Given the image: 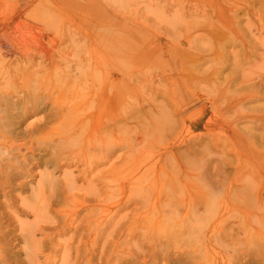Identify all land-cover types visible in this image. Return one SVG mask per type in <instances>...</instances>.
<instances>
[{"label": "rangeland", "instance_id": "374dc122", "mask_svg": "<svg viewBox=\"0 0 264 264\" xmlns=\"http://www.w3.org/2000/svg\"><path fill=\"white\" fill-rule=\"evenodd\" d=\"M218 17H219V19H221V21L218 20ZM222 17L225 19H223ZM50 18L51 19L52 18L57 19L56 20V23H57L56 29L57 30L56 31L53 30V31L48 33L47 31H45L44 23L46 24L47 20H49ZM234 18H235V20H233ZM247 18H248V20H247ZM226 19L227 20L229 19V20L227 21ZM239 19H240V21L238 22ZM39 20L41 21V23L39 22ZM211 20L214 21L213 24H211L212 23ZM230 20L233 22H231ZM252 20H254V21L252 22ZM262 20H264V0H42V1H40V0H0V28L4 34L2 37H3V39H6L5 33H8V36H9L8 40L6 39L5 41L7 43H13L15 45V47L19 50L21 55L28 59L29 63L27 64V66H25L26 68H22V69H25L26 71H30L32 69L29 67H31L33 65V62H40L44 59H45V61L48 60V61H46L48 64L53 62L56 58V56L53 55L54 52H56V55L58 56V59H59L60 56H62V54H63V56H65L70 52L75 53V54L78 53V55H81L82 53H80V52H82V50L85 49L83 51L84 52L83 55L87 56L88 53H91L92 55H91V57H88L89 58L87 61L88 63H86V66H85L86 70L83 71L84 75H81V76L85 77V79H83L82 81H91L92 76L95 77L96 74H98V72H99V66H98L99 59L97 57L98 54L95 50V46H96V43H101V40L103 39L101 37V35L114 36V35H118L119 33H123V32H124V34L126 32L131 34V32H132L133 36L135 34L136 35L138 34V36L140 35L139 38L135 35L137 37L136 40L133 37V38H129L128 40H126V42L124 41L125 42L124 43L125 46H123V49H124L123 53L125 54L124 58L126 57L125 59L127 60L128 59L127 56H129L128 61H130V58L135 57V59H133L130 63H128V66H131V67H128L127 64L123 63V66L124 65L127 66L125 68L127 70L126 71V82L129 80L128 81L129 83L128 82L127 83L129 84L130 89L132 88L131 86H133V85H131V84H133V82H135L134 84L137 83L139 85L138 86L136 84V86H138L137 88H139V89H136L135 91L133 90L134 87L132 88L134 93L131 94V98L133 100L137 101L134 106H136V104H137V106H139V107L145 106V105L147 107L148 102L151 101L152 99H156V101H157V99H159L160 101L158 100L156 102L155 112L153 113L156 116L152 115L155 118L151 117V116L149 118H146L145 116H142V112H141V116H140L141 120L138 119L139 115H140L138 113H140V112H137V114H135L136 112L134 113V110L136 108L133 106V104H134L133 101L132 102L130 100L128 101L129 104L133 103L132 106L130 108L129 107L128 108L129 109L132 108V111L134 113V117L132 116V113L129 109H128L129 111H127V106H126L125 110H126L127 114L123 115L122 121L120 122V123H122V125L120 123H117L118 127L121 126L119 129H121L122 127L124 128L125 132L123 134L127 133L125 135L121 134L122 136L119 135L118 140L120 141L122 139L125 142L121 143L118 140H117V142L115 141V143L112 142L113 143L112 145L115 144V147H116V145H118L117 147H119V151H118L119 154L122 153V155H124L125 157L126 156L128 157V158H126V160H124L125 162H127V163H125V165H127L126 166L127 168L125 167V170L120 169V172L121 171H124V172H121L122 174L121 173H119V174H121V175L124 174V176L120 175L118 177L119 174H117V176H116V173H115V175L113 173L112 176H114L113 177L114 180H113V178H112V182L110 180V182L112 183V184L110 183L111 184L110 187H112V185H113V187H116V186L120 185V183L121 184L125 183V185H127V187L125 186V188L123 189V191L121 193L118 192L116 195L114 194L115 197H114V195H112L110 197L111 200L109 199V202L108 201L106 202L107 204L105 202L101 203V206L104 207V209L107 208L108 214L110 215L112 212L110 211V213H109V210L115 209L114 206L110 205L113 202L112 199L116 200L117 199L116 197L119 198L121 196L128 197V195L130 196L132 194V193H128L130 191H132L134 193L133 190L135 189V187H134L135 184L132 183L134 181V179H135V181L138 180V183L146 182V179L148 180L147 182H149V179H151L150 177L153 178L150 180L152 182H153V180H155V181L157 180V184H155V181H154V184H152V182L148 183L151 185V189L154 188V190H156L154 197L156 198L157 201H154L153 197H151L152 199H150V198L148 199V201H150V200L154 201L153 203L156 205V206L154 205L155 207L153 210L154 218L157 217L155 219L156 228L152 229V227H150L151 225L149 224L150 225L149 226L150 228L148 227L149 230L146 231L147 228L145 225H144L145 231L138 230L137 226L142 222V220L145 219L146 215L141 216L143 218L140 217L139 224L137 226H134L136 223H134L132 216L130 215L131 211L133 212V210H134V205H129L130 206L129 207L127 204H124V208L126 210L124 209L121 212V215H124V213L127 214V221H129V218L131 217V219L129 221L130 224L127 223V221L125 220L127 225L129 224L131 227L129 225H128L129 227L128 226L126 227V223L124 225V222H123V225L125 226V228H124V226H122L123 229L121 228L122 231L124 232V236L127 235V238H130V239L126 240V237H124L125 241H127L126 244L124 243V244L120 245L121 249L118 248V250L121 251L120 255L122 257L125 256L123 259H125V262L127 264H132V261H133L132 259L136 258V256L140 258L141 262L139 264H142L144 261L153 262L152 257H150L149 255L156 252L155 250H158L160 247L158 246L159 248L156 247L152 251V250H150L149 245L150 246H151V244L155 245L157 241H158L157 244L161 243L160 245L167 244V245H163V246H165V248H167V246H168V249H165L167 252L164 250L163 251L164 253L173 254V255L178 254V253H184V252H185L184 253L185 255L187 254V252L194 253V254L197 253L196 254L197 257H199L202 261L207 262V259L210 260L213 257L214 259L217 258L216 259L217 262L220 261L219 264H226L225 262H228V264H236V259L238 257L241 258L243 256L242 252L243 253H246V252L252 253V250H253L254 251L252 253L253 255H255L257 253L260 254L261 251L264 253V251H263L264 250V242H263V240H264V226H263L264 225V223H263V221H264L263 220L264 219V206H260L261 207L260 208L256 204L250 203L246 198H244L242 200L241 204L238 202L237 203L238 206L236 208H232V205H231L232 202H234L233 200H235L234 198H236L235 193H234L235 190H233V189H235L236 186H239L241 184L240 182L243 179V177H245L244 180L249 179L252 175H253L252 177H259L257 183H255L257 187H255L256 189H254V190L257 191V189H258V191L259 190L261 191L263 189V191H264V180L262 179L263 176L262 175L261 176H254L257 173H261V174L264 173L263 170H262V172H260L262 169L261 167L264 165V161L263 162H256V165L260 164V166H261L260 167L259 165L258 166L254 165L255 162L248 159V156L250 155L251 152L254 151V148H256L255 151L259 147H260V150H264V149H261L262 147L264 148V146L260 145V142L258 143V142L254 141L255 139L258 141V139L254 138V136L252 135L253 132H250V136H252L254 139L249 137L248 129L246 130V128H245V131H244L243 129H239L238 127H236L237 128L236 129L234 127V125L232 126V124H233L232 120L230 123L231 125L227 124L226 126L221 124L223 121L220 122V120L229 119V117H230V119H233L236 116V114H239L240 112H238V111H240V109H242V108H240V105L242 103L245 105L250 104L252 106V109L264 108V100L256 101V99L253 95L254 93L252 94V92H253L252 87L249 86L251 81H253L255 79L259 80V78L261 76L260 74H262V72L264 74V68H263L264 66L262 64L263 62L257 63L255 61H253V59L255 60V57L254 58L251 57V56H253V54H252L253 47L256 46V48H258L257 46L259 45V43L261 45H262V43H264V37H263L264 36V21H262ZM58 21H60V22H58ZM226 21H227V23H226ZM61 22L63 25L65 24V26H63L61 24ZM253 23H255V26H253V29H252L251 26ZM111 25H112V28H111ZM58 26H59V28H58ZM106 26H108V27H106ZM249 31L250 32L253 31L256 34H253L250 36ZM58 34H60V37ZM47 35H52V37L54 35L53 38L56 39V42L53 43L50 40H48L49 37ZM91 35H92V37H91ZM245 35L247 36V40H246ZM255 35H258L262 38H259L258 36H255ZM166 36L169 38H167ZM238 36L241 37L242 40ZM74 38L77 39V41H74L73 40ZM234 38L241 40V42H239V43L241 45L243 44L242 46L246 50H244V49L242 50L241 45L239 47H236V48L233 47V42H230V41H234L233 40ZM249 38L251 41H248ZM255 40H257V42H255ZM259 40H261L262 42H259ZM5 41H2L4 43L3 44L4 46L6 45ZM158 41H160L161 45L158 46L159 48L158 47L155 48V44H157ZM79 45H81V46H79ZM152 45H154V46H152ZM170 45H172V47ZM179 45L181 48H182L181 45L184 46V48L186 49L185 54L180 50L178 51L177 46L179 47ZM247 45H249V46H247ZM153 47L155 49H153ZM251 48H252V50H251ZM261 48H263V47H261ZM247 49H249V50H247ZM176 51L180 52L181 54L179 55V53H177ZM249 51H250V53H249ZM183 55H185V56H183ZM244 55H246V56H244ZM247 55H249V56L251 55L249 57L251 62H249ZM184 57H187V58L183 59L184 61H182L181 59ZM224 59H226V62H224ZM126 60L123 62H126ZM175 60H177V61H175ZM205 61L208 62V63H206L207 67L208 66H210V67H208V68L205 67L207 70L204 73H202L203 75L195 74V72H194V71H196L195 69H197L198 66L201 67L202 63H204ZM83 63H85V62H83ZM131 63L133 65H131ZM183 65H184V67H183ZM132 66H134V69L132 68ZM261 68H263V70ZM129 69L130 70L133 69V72L130 71ZM191 69H194V70L192 71ZM260 70H262V71H260ZM181 75L183 76L182 78H180ZM81 76H78L77 79L78 80L81 79L82 78ZM240 77L244 78V82H243L244 87H243V90H241L242 94L237 93L238 86H239L238 82L241 80ZM21 81H22V79L17 77V84L20 85ZM57 81H58V79L54 78L52 82L57 84ZM23 82H24V80H23ZM130 82H132V83H130ZM49 84H51V81H49L47 83L46 89L51 86ZM240 84H242V82ZM136 86H135V88H136ZM254 90H256V89H254ZM137 93H138V95H137ZM134 94H136V95H134ZM249 95H251V96H249ZM248 96H249V102H247V101L245 102V100H248ZM251 97L253 99H251ZM235 103H236V105H235ZM129 104H128V106H129ZM181 105H182V107L191 105V107L189 108L188 111H195L196 109H199V107L201 110H199L196 113H193L192 114V116L194 115L193 117L190 116L188 119H186L185 121L187 124L185 123V121L182 122V124H181V122L178 120V116H179L178 110H180V109H177V107L178 106L181 107ZM234 106L236 109L234 108ZM237 106H238V108H237ZM228 107H230L229 110H231L232 112L227 110ZM250 109H249L250 112L248 110H246L247 111L246 112V118L247 119L245 121H248V119H249V122H246V124L249 123V125L253 126V129H254L255 128L254 126L257 127V124L260 125L257 122H260L261 124L264 123V111H263V109H262V111L260 110L261 112H258L259 110L258 111H254V110L252 111ZM223 110H224V112H223ZM174 113H175V115H174ZM221 113H223V114H221ZM225 113H227V114H225ZM228 113H230V114H228ZM226 115L229 117H227ZM126 117L127 118L129 117V118L127 119ZM143 117H144V119H142ZM175 117H177V119H175ZM218 119H219V121H218ZM253 119H254V124H253V122H250V120L253 121ZM150 120L152 121L151 123L154 126L152 124H150V122H148ZM142 121H144V125L147 124L146 127H149V126L151 127L152 130L149 128L151 130V133L154 130V134L150 135L149 134L150 132L149 133L147 132V128H145V126L142 125L143 124ZM140 122L142 124H140ZM54 123H56V127H57L58 123L57 122H54ZM133 123L136 127L133 125ZM123 124L126 125L125 127L127 129H129V127L131 125L130 129L126 130V128L123 126ZM216 125H218V126L215 127ZM54 126L55 125L53 124L52 125L53 130L50 129L51 131H49L48 134L45 135V137L48 138L50 136L49 134L57 132V131H55L56 129L54 130ZM251 126H249V127H251ZM154 127H155V129H154ZM211 127L213 128V130L211 129ZM131 128L132 129L134 128L135 131L132 130ZM138 128L140 131H142V136H143V131L145 132L144 136L143 137L140 136V137L142 139L144 138L146 141L140 142L139 140H141V138H139L136 141L138 144L134 148V147L130 146L131 142H132V141H130V136H131V138L133 136H135L136 132L139 131ZM144 129H146V130H144ZM238 130L242 133H239ZM130 131H131V133L132 132L133 133L130 134ZM212 131H213V133H212ZM236 131L238 134L235 133ZM252 131H254V130H252ZM243 133L244 134L246 133V134L244 135ZM147 134H149L150 136H148ZM176 134H177L178 138H177ZM205 134L208 135L204 138L205 142H208L206 144H208L210 146H207L205 144V145H203V146L201 145L199 147L200 150H199V148H197V150H188V148L186 147L187 145L185 144V141L189 137L193 136L190 139H193V138L200 136V135L204 137ZM247 134H248V136H247ZM146 135L149 137V142L147 140ZM154 135H155V138H154ZM151 137L153 139H156V141L152 140L154 142L153 146L155 145L154 147H151V145H152L151 144L152 142L150 141L152 139ZM246 137L253 139L252 141H254L255 144L256 143H258V144L255 145V144H253L254 142H251V145H253V146L250 147L251 145L249 143V140H251V139L248 138L249 139L248 140ZM229 138L233 139V140H230ZM240 138L243 139L242 142H244L245 144L247 142L248 143L247 145L249 147L247 145L244 146V144H242V147H241L240 143H242V142L240 141ZM127 140L130 141V143H126V142H128ZM161 140H163V141H161ZM223 141H225V142L227 141V142L225 143ZM218 142H220L221 144ZM238 142H239V145H238ZM120 143L122 145L125 143V145H127V147H126L127 149H125V147L122 146ZM139 143L143 144V145H140L141 148L139 147V149H141V152H145V153H141L139 151V149H138V151L135 150L136 148H138L137 146H139ZM148 145H149V147H148ZM165 145H167V147ZM217 145H219L220 148H218ZM254 145L257 147L259 145L260 146L257 148ZM145 146L148 147V149ZM204 146L205 147L207 146V147L205 148ZM214 146H216L217 149H215L216 147H214ZM221 146H222V148H224V149H222L224 151L221 150ZM120 147H123L122 149H124L126 151L122 150ZM156 147H157V149L155 150ZM172 147H174L173 149L176 151H174L172 149ZM182 147L184 148L185 151H182V149H183ZM128 148H129V150H128ZM151 148H153V149H151ZM163 148L165 150H163ZM202 148L205 150H203ZM248 148H250V151L248 150ZM150 149H151L152 154L154 156L150 153ZM169 149H171L172 151H170ZM246 149L249 151V153L246 152L247 151ZM121 150H122V152H121ZM130 150L132 152L129 153ZM148 150H149V154L151 155V158L147 157V159H149V158L150 159H149V161L147 160L148 162L145 164L144 161H146L145 160L146 158H144L143 154L146 156L148 153L147 152ZM154 151L155 152L157 151L156 154L154 153ZM179 151L184 152L183 155ZM213 151H215V152H213ZM218 151L219 152L221 151V153H219ZM139 152H140V154H137ZM187 152H188V154L190 153L189 157H188ZM237 152L240 154H238ZM131 153H132V155L134 153L137 154V156H136V154L133 155V156H136L135 157L136 160L133 157L134 161H132ZM222 153H223V155H222ZM173 154H175V155H173ZM234 154L236 156H234ZM130 155H131V158H130ZM224 155H225V157H228V155H229V157H232V158H237L238 156H242V155H243L242 157H246V159H245L246 164L243 163L244 165L241 167V168H243V172L244 171L245 172L244 173L241 172L242 169L238 166V168L236 167L237 170L235 167H234L235 169L234 168L230 169L231 171L229 172V174L227 176H223L220 174L218 175V173H217L218 176H216L215 174L213 175L214 171H216V170H214V167L213 168H211V167L216 166L217 164L219 165L218 167H220L223 162L221 161V158H219L218 156H222V158H223ZM177 156L179 158H177ZM185 156H187V157H185ZM173 157L176 158L177 163ZM138 158L139 159L144 158L143 159L144 161H141V162L137 161ZM154 160L155 161L158 160V161L155 163ZM219 160L222 163H219L220 162ZM121 161H123V158ZM131 161H132V164L130 163ZM152 161L154 162V165H152V163H153ZM142 162L144 163L143 165H142ZM214 162H215V164H214ZM135 163H136V165H135ZM129 164H130V166H128ZM201 164L205 165L207 167L212 165V166H210V168L212 170H210L209 168L206 169L205 166H203V169H202L201 168L202 166H200ZM132 165H135V166H133L135 173H133L130 170V168H132L131 167ZM150 166H155V168L150 167ZM128 167H129V169H128ZM145 167L146 168L148 167L147 169H149V171ZM176 167H178L180 169L177 168L175 170ZM189 167L193 168V169H189ZM144 168H145V170H144ZM253 169H255V170H253ZM179 171H181V173H178ZM257 171H259V172H257ZM126 172H127V174L133 173V175L132 176L129 175V178H128V176L125 175ZM139 173H141V174L143 173V175L147 174V176L143 177V175H140ZM148 174L149 175L152 174L153 176L152 175L149 176ZM247 175H249L250 177H247ZM125 176H127V179L125 178ZM141 176L143 177L144 180H141L142 179ZM130 177L132 178V180ZM135 177H137V178H135ZM210 177H211V179H209ZM122 178H125V179L123 180ZM212 178H213V180L214 179L215 180L213 181ZM116 179L117 180L119 179V180L117 181ZM203 179H204V181H203ZM122 180L124 181V183L122 182ZM126 180H127L128 184H127ZM205 180H206V182H205ZM254 181H256V179ZM147 182H146V184H147ZM173 183H174V185H173ZM207 184H209V185H207ZM131 185L133 187H131ZM136 185H137V181H136ZM258 186H260L261 189ZM201 187H204V189ZM170 188L175 190L174 192L173 191L172 192L175 193L176 196H175V194L173 195V193L171 195V189ZM231 188H233V189H231ZM195 190H197V191H195ZM199 190H201V191H199ZM263 191H261V192H263ZM17 194L18 193L15 192V195H17ZM201 194L204 195L203 199H200L203 197V195H201ZM104 196L105 195H103V197ZM174 196H175V199H174ZM230 198L233 200H231ZM181 200H182V202H181ZM194 200H195L196 204L194 203ZM200 200H201L202 205H204L205 204L204 202L207 201L206 202L207 203L206 208H207V205H209L208 210H206L205 207L202 206L200 204V202H198ZM194 204L197 207V211H198V207L201 208V209L199 208V211H198L199 214L202 215L205 211L204 218L202 216H200V217H202V219L207 218L205 223L203 221H201V219L198 220L200 217H199V215H197L198 214L197 211H195L196 208L194 209V207H195ZM225 204H226V206H225ZM64 207H66V205ZM215 207H217V210L219 209L218 213L216 210L212 209ZM61 209H62V206H61ZM193 209H194V214L196 213L195 215H192L193 213L191 210H193ZM211 209L213 211H215V215L212 213ZM225 209H227V211H226L227 214L224 211ZM228 209L229 210L232 209V210H230L231 213H229ZM127 210H129L128 213H127ZM209 210L211 211V213ZM190 211H191V213H190ZM202 211H203V213H202ZM207 211H209L210 214H213L212 216H215V217L211 216L212 218H216V219H214V220H212V218L208 219V217H210V215H208ZM144 213L147 214V212H144ZM144 213H143V215H144ZM187 215H188V217H187ZM196 215L199 218H197ZM216 215L219 217L221 216L220 219ZM227 216L229 219H227ZM195 218H197L198 224H197V222H195V221H197V220H194ZM224 218L226 221L228 220L229 223H228V221L227 222L223 221ZM187 219L189 222L187 221ZM190 219H191V221H190ZM260 219L263 221H261ZM208 220L211 222L212 221H214V222H212V224L210 222L207 223ZM221 220L223 222H226L227 225L224 224ZM161 222H162V224H161ZM169 222H172V223L174 222V223L171 225V223H169ZM183 222L185 225L188 223V228L186 227L187 225L184 226ZM190 222H191V224H190ZM142 223H144V222H142ZM166 223L170 224V225L167 226ZM236 223H237L236 226L237 227L239 226V228L236 227L235 229L236 230L238 229V231H240L242 233L239 235L238 233H240V232L237 231V235H239L240 237L236 235V238H238V240H240V242L239 241L237 242V239H236L234 242L235 244H233V246L226 245L227 247L224 245H223V247H221L222 246L221 244H217L214 242L217 239L216 238L217 236L219 237L220 234L223 235L226 232V230L230 227V225L235 226ZM177 224L178 225L180 224L179 225L180 227H176V226H178ZM245 224H247V225L245 226ZM160 225H162V227H161L162 230L158 229V228H160ZM192 225H196L197 226L196 228L199 229L198 230L195 228L194 235L190 236V234L188 232H185V233L189 234V236H185L188 234H185L184 231H181V232L179 231V230L189 229ZM209 225L212 227L213 230L209 227ZM204 226L205 227L207 226L210 229L207 228L208 230H206V228ZM247 226L249 227L250 230L249 229L247 230L245 228ZM128 228L129 229L131 228L130 230L133 232H134V228H136L138 230V236L140 237L139 242L141 245H143L144 249L142 248L140 250L137 245L130 242L133 240L131 238V235H129V234H132L133 232H131ZM171 228L172 229L175 228L177 230L173 229V231L175 230L173 232ZM215 228H216L217 232H216ZM241 228H244L245 231H243V229H241ZM137 230H135V231H137ZM127 231H129V232H127ZM154 231H156V233ZM158 231L160 234H157ZM161 231L164 232L163 234L166 235L168 239H166V236H163V234H161ZM176 231L178 232V234L176 233ZM218 231H219V233H218ZM126 232H127V234H126ZM142 232H146V233L142 234ZM170 232H171V234H170ZM199 232H201V233H199ZM205 232H206V234H205ZM220 232H222V233H220ZM246 232H249V234L248 235L245 234ZM147 233L149 235H147ZM151 233L155 234V236ZM197 233H198V236L196 235ZM214 233L216 236L214 235ZM183 234H185V235H183ZM200 234H202V235H200ZM150 235H153V236L149 240L148 237H150ZM159 235L162 236V238H165V240L160 238ZM195 235H196V237H195L196 239L193 237ZM178 236H181V238H179ZM67 237L68 236L62 237L61 239L57 238V240L59 239L60 241H63V240H66ZM142 237H144V238L147 237V239H144ZM153 238H154L155 243L153 242ZM190 238L191 239L193 238V241ZM212 238H213V240H212ZM142 239H144L145 241L144 240L142 241ZM174 239H176V240H174ZM187 239L188 240L190 239L191 243H189V241L187 243V241H186ZM250 239H251V241H250ZM128 240L130 243L128 242ZM194 240L196 242H194ZM261 240L263 243L259 244V242H261ZM148 241L150 242V244ZM151 241H152V243H151ZM166 241H167V243H166ZM169 241L171 243L170 244L171 246L168 245ZM184 241L188 245H186V243ZM210 241L211 242L213 241L211 243V245L207 244L208 248L207 249L203 248L204 244H206L207 242L209 243ZM176 242H177L178 246L176 245ZM203 242H204V244H203ZM131 243L133 246H130ZM178 243L179 244L181 243L183 246L179 245ZM201 244H203V245H201ZM214 244H217V245H214ZM254 244H255V246H254ZM83 245L84 244H82V246ZM173 245H175V246H173ZM192 245H194V246H192ZM256 245H257V247H256ZM180 246H182V248ZM240 246H241L243 251L241 250ZM209 247H210V249H209ZM258 247L260 249H258ZM128 248L130 250H127ZM212 248H214L215 250L213 249V251H211ZM84 249L82 251H84ZM134 249H135V251H134ZM170 249H171V251H170ZM172 249H173V251H172ZM183 249H185V250L182 251ZM255 249H258L259 251L255 250ZM113 250H114V248H112L111 252ZM137 250L140 252L142 251V256L140 255V252H137ZM240 250H241V252H239ZM148 251H150V253ZM129 252H130V255H132V254L133 255L130 256ZM205 252H207L208 254H206ZM209 253H211V254H209ZM111 254H113V253H111ZM125 254H127V255H125ZM219 254H221V255H219ZM128 255H129V257H128ZM229 255H231V256H229ZM113 256H115V255L113 254ZM201 256H202V258H201ZM22 257H23V255L21 254V258ZM142 257H143V260H142ZM255 257H256V255H255ZM130 259H131V261H130ZM186 259H187V257H186ZM245 260H246L245 264H249L250 261H251L250 264H256L259 262L258 260H260L259 264H261V263L264 264V261L261 259H258V258L257 259L255 258L254 261L249 260V259L248 260L245 259ZM128 261H130V263ZM79 262H80V260H79ZM113 262H115V261H112L111 264H114ZM161 263L166 264L167 262L166 261L159 262V264H161ZM94 264H103V263L101 262V260L96 259L94 261ZM134 264H136V263H134ZM238 264H241V263H238Z\"/></svg>", "mask_w": 264, "mask_h": 264}, {"label": "bare ground", "instance_id": "6f19581e", "mask_svg": "<svg viewBox=\"0 0 264 264\" xmlns=\"http://www.w3.org/2000/svg\"><path fill=\"white\" fill-rule=\"evenodd\" d=\"M40 1H42V0H40ZM223 19H225V18H223ZM56 20L57 19H54V18H52V19L50 18L49 20H47L46 24L44 23L45 31H47L48 33L53 31V30L56 31L57 30L56 29L57 28ZM218 20L221 21V19H219V17H218ZM233 20H235V18ZM247 20H248V18H247ZM211 21H212L211 24H213L214 21L213 20H211ZM227 21H226V23H227ZM239 21H240V19L238 20V22ZM253 21L254 20H252V22ZM262 21H264V20H262ZM39 22L41 23L40 20H39ZM58 22H60V21H58ZM231 22H233V21H231ZM61 24H62V22H61ZM63 26H65V24ZM253 26H255V23L252 24V26H251L252 29H253ZM106 27H108V26H106ZM58 28H59V26H58ZM111 28H112V25H111ZM252 32H250V36L253 34H256V33H254V32L252 33ZM5 34H6L5 35L6 39L8 40V37H9L8 33H5ZM3 35H4L3 31H1V28H0V264H84V263L85 264H94V261L96 259L101 260V262L103 264H111L112 261H115V262H113L114 264H127L125 262V259H123L125 256L122 257L120 255L121 251L118 250V248L121 249L120 245H122L124 243L126 244V242H127V241H125L124 237H126V240L130 239V238H127V235L124 236V232L122 231V229H123L122 226L125 225V223H126L125 220L127 221V214L124 213V215H121V212L125 209L124 204H127L128 206L134 205V210H133V212L131 211V213H130L134 223H136L135 225L134 224L133 225L137 226L140 222V217L146 215L145 219L142 220V222H144V223L141 222L137 226L138 230L145 231V226L147 228L146 231L149 230L150 227H152V229L156 228L155 219L157 217L154 218V215H153V210H154V207L156 206L153 202L157 201L156 198L154 197L156 190H154V188L151 189V185L148 184L149 182H152L150 180L153 178L152 177H150L151 179L148 178L152 174L151 175H149L150 173L148 174L149 176L147 178L149 179V182H147L148 180L146 179L147 184H146V182L138 183V180H136L137 181V185H136L135 179L133 182L131 181L133 184H135V186H134L135 189L133 188L134 193L129 190L130 192H128V193H132L130 196L129 195H128V197L121 196L119 198L116 197L117 198L116 200L112 199L113 202L110 205L114 206L115 209L109 210V213H110V211L112 212L110 215L108 214L107 208L104 209V207L101 206V203H104V202L106 203L107 201L109 202V199L111 200L110 197L112 195H114V194L116 195L118 192L121 193L123 191V189L125 188V186L127 187V185H125L123 180L125 178L127 179V176L129 178V175L132 176L133 173H135L133 166H135L137 162L135 163V165L131 166L132 168H130V170L133 173L127 174V172H126L125 175H127V176H125V178H122L123 179L122 182L124 184L120 183V185H118L116 187H113V185H112V187H110V185L112 184L111 183L112 178L114 177V176H112L113 173H114V175L116 173V176H117V174L124 172V171L120 172V169L125 170V167L127 166V165H125V163H127V162H125L124 160H126V158H128V157L127 156L125 157L124 155H122V153L119 154V152H118L119 147H117L118 145H116V147H115V144L112 145L113 143H115V141L117 142L119 135L122 136V135L127 134V133L123 134L125 132L123 127L121 128L122 129L121 130V129H119L121 126H119V127L117 126L118 125L117 123H120L122 121L123 115L127 114L125 107L127 106V111H129V110L131 111L133 117H134L135 112H136L135 114H137V112H140V113H138V114H140L138 119L141 120V118H140L141 112H142V116H145L146 118H149L150 116L154 117L152 115H155L153 113L155 112L156 102L159 100V99H157V101H156V99H152L151 101L148 102L147 107H146V105L139 107V106H137V104H136V106H134L137 101H135L131 98V94L134 93V91L136 89H139V88H137L139 85L136 83L138 85V86H136V84H134L135 82H133V84H131L133 86H131V87L135 88V86H136L135 89L133 88V90H134L133 91L132 88L131 89L129 88V84H128L129 80L127 81L128 83L126 82V71L127 70L125 68L128 66V63H130L133 59H135V57L130 58V61H128L129 56H127L128 59L126 60L125 59L126 57L124 58L125 54L123 53L124 52L123 46H125L124 43L129 38L134 37L136 40V38L137 37L139 38L140 35L138 36V34L137 35L135 34L137 37L135 35L133 36L132 32H131V34L128 32H126L124 34V32H123V33H119L118 35H114V36L101 35V37L103 38L101 40V43H96V46H95V50L98 54L97 57H98L99 62H100V63L98 62L99 72H98V74H96L95 77L92 76L91 81H82L83 79H85V77L81 76V75H84L83 71L86 70L85 66H86V63H88L87 62L89 59L88 57H91V55H92L91 53H88L87 56L83 55L84 54L83 51L85 49L84 50L81 49L82 50V52H80V53H82L81 55H78V53L75 54V53L70 52L65 56H63V54H62L63 57L60 56L59 59H58V56L56 55V52H54L53 55H55L56 58L53 62L48 64L46 62L48 60L45 61V59L40 61V62H33V65L31 67H29L32 69L30 71H26L25 69H22V68H26L25 66H27V64L29 63L28 59L21 55V53L19 52V50L15 47V45L13 43H7L5 41L6 39H3V37H2ZM58 35L60 37V34H58ZM258 35H255V36H258ZM47 36L49 37L48 40H50L53 43L56 42V39L53 38L54 35H53V37H52V35H47ZM91 37H92V35H91ZM258 37L262 38L260 36H258ZM167 38H169V37H167ZM239 38L242 40L241 37H239ZM73 40L77 41V39H75V38ZM233 40L234 41H230V42H233V47L236 48V47H239L241 45L239 43V42H241V40H238L235 38ZM246 40H247V36H246ZM257 40H255V42H257ZM2 41H5V44H6L5 46L3 45L4 43ZM248 41H251L250 38L248 39ZM259 42H262V41L259 40ZM160 45H161V43H160V41H158L157 44H155V48H157ZM259 45L257 46L258 48H256V46L255 47L252 46L253 50H252V48H251V50H252L253 56H251V55L250 56L253 58L255 57V60L253 59V61H255L257 63L263 62L262 64L264 66V43H262V45L259 43ZM79 46H81V45H79ZM152 46H154V45H152ZM170 46L172 47V45H170ZM181 46L183 49L180 47V45H179V47L177 46V49H178V51L180 50L185 54L186 49L184 48L183 45H181ZM247 46H249V45H247ZM261 47H263V48H261ZM155 48L153 47V49H155ZM243 49L244 48L242 46V50ZM244 50H246V49H244ZM247 50H249V49H247ZM178 51H176V52L179 53V55H180L181 53ZM249 53H250V51H249ZM183 56H185V55H183ZM244 56H246V55H244ZM247 56L249 59L250 56L249 55H247ZM186 58L187 57H184L181 60L184 61L183 59H186ZM124 59L126 60V62H123V61H125ZM175 61H177V60H175ZM83 62H85V63H83ZM224 62H226V59H224ZM249 62H251L250 59H249ZM123 63L127 64V66L126 65L123 66ZM206 63H208V62L205 61L204 63H202L201 67L196 66L197 69H195L196 71H194L195 74L203 75L202 73H204L207 70L206 68L210 67V66L207 67ZM131 65H133V64L131 63ZM128 67H131V66H128ZM183 67H184V65H183ZM132 68L134 69V66H132ZM263 68H261V69L263 70ZM133 69L132 70L129 69V70L133 72ZM191 70L193 71L194 69H191ZM262 70H260V71H262ZM262 74H263V72H262ZM262 74H260L261 76H260L259 80L255 79V80L251 81L250 85H249L250 87H252V90H253L252 94L254 93L253 95H254L256 101L264 100V74L263 75ZM78 76H81L82 78L78 80L77 79ZM17 77L22 79L21 83L19 82L20 85L17 84ZM182 77L183 76L181 75L180 78H182ZM54 78L58 79L57 84L52 82ZM240 79L241 80L238 82L239 83L238 90H237L238 94H242L241 90H243V87H244V85H243L244 78L240 77ZM23 80H24V82H23ZM49 81H51V84H49L51 86L46 89V85ZM241 82H242V84H240ZM130 83H132V82H130ZM254 89H256V90H254ZM134 95H136V94H134ZM137 95H138V93H137ZM249 96H251V95H249ZM249 96H248V100H245V102L246 101L249 102ZM251 99H253V98L251 97ZM129 100L131 102L133 101L134 104L133 103L132 104L137 109V110L135 109L136 111L134 110V113L132 111V108L129 109L132 106V104H129V102H128ZM127 103L129 104V106ZM235 105H236V103H235ZM249 105H245L242 103L240 105V108H242V109H240V111H238V112H240L239 114H236V116L234 115L235 117L233 116L234 117L233 119H230V117L226 115L227 117H229V119L223 118L224 120H220V122L223 121L221 124L226 126L227 124H230L231 120H232V122H233L232 126L234 125L235 128L238 127L239 129H243L244 131H245V128H246V130L248 129L249 137H251V138H253V137L250 136V132H253L252 135L254 136V138L258 139V141L256 139L254 141L258 142V143L260 142V145L264 146V125H263L264 123L261 124L260 122H257L260 125L257 124V127L254 126L255 128L253 129V126L249 125V123L246 124V122H249V119H248V121H245L247 119L246 118V112H247L246 110L249 111V109L251 108L250 110H252V111L253 110L254 111L259 110L258 112H261L262 109L264 111V108L252 109V106L250 105L251 106L250 107ZM179 106L177 107V109H180V110H178L179 111L178 120L181 122V124L186 119H188L190 116H192L193 113H196L199 110H201L199 107V109H196L195 111H188L189 108L191 107V105H188L185 107L184 106L182 107V105H181V107H179ZM229 108L230 107H228L227 110H229ZM234 108H235V106H234ZM237 108H238V106H237ZM229 111H231V110H229ZM223 112H224V110H223ZM175 113H174V115H175ZM230 113H228V114H230ZM221 114H223V113H221ZM225 114H227V113H225ZM142 119H144V117ZM175 119H177V117H175ZM251 120H250V122H253V124H254V119H253V121H251ZM218 121H219V119H218ZM54 122L58 123L57 127H56V123H54ZM142 122H143V124L141 122H140V124L144 125V121H142ZM148 122H150V124H152L151 120ZM185 123H186V121H185ZM53 124L55 125L54 130L56 129L55 131H57V132L49 134L50 136L48 138L45 137V135L48 134L49 131L53 130V128H52ZM120 124L122 125V123H120ZM133 125H134V123H133ZM123 126L125 127L126 125L123 124ZM144 126H145V128H147V132L148 133L150 132L149 133L150 135L154 134V130L151 133L152 129L150 126L146 127L147 124ZM217 126L218 125H216L215 127H217ZM249 126H251L252 128ZM130 127H131V125H130ZM130 127H129V129H130ZM129 129L126 128V130H129ZM154 129H155V127H154ZM211 129L213 130L212 127H211ZM132 130H134V128ZM138 130H139V128H138ZM144 130H146V129H144ZM252 130H254V131H252ZM131 131H130V134L133 133V132L131 133ZM238 132L242 133L239 130H238ZM144 133L145 132L143 131V136H144ZM212 133H213V131H212ZM235 133H237V131ZM149 134H147V135L150 136ZM140 136L143 137L142 131H140V130L138 132H136L135 136H133L132 138L130 136V141H132L131 145H130L131 147H134V148L136 147V145L138 144L136 141L139 138H141ZM148 136H147V140L149 142ZM176 136H177V134H176ZM206 136H208V135L205 134L204 137L201 135L197 136V137L194 136L195 138H193V139H190L193 136L189 137L185 141V144L187 145L186 147L188 148V150H197V148H199L201 145L203 146L206 143H208V142H205V139H204ZM247 136H248V134H247ZM249 137H246V138L248 139ZM154 138H155V135H154ZM177 138H178V136H177ZM251 138H249V139H251ZM143 139L141 138V140H139V141L145 142L146 140L145 139L143 140ZM253 139L249 140L250 145H251V142H254V141H252ZM152 140L156 141V139L152 138L150 140L152 142L151 143L152 145L150 144L151 147H154L155 145L153 146L154 142ZM230 140H233V139H230ZM242 140L243 139L240 138L241 142H242ZM130 141H128L126 143H130ZM161 141H163V140H161ZM119 142L123 143L125 141H123L121 139ZM223 142H225V141H223ZM255 142L253 144H255ZM218 143H220V142H218ZM258 143H256V144H258ZM242 144H244V146H246L248 143L247 142H246V144L244 142L240 143L241 147H242ZM140 145H143V144L139 143V146H137L138 148H136L135 150L138 151ZM206 145L210 146L208 144H206ZM238 145H239V142H238ZM122 146H124L125 149H127L126 148L127 145H125V143ZM165 146L167 147V145H165ZM222 146H221V150L224 149V148H222ZM252 146L253 145H251L250 147H252ZM148 147H149V145H148ZM148 147H146V148L148 149ZM214 147H216V146H214ZM217 147L220 148L219 145H217ZM217 147L215 149H217ZM255 147H257V146H255ZM120 148L122 149L123 147H120ZM164 148H163V150H165ZM173 148L174 147H172V149ZM151 149H153V148H151ZM151 149H150V153L152 154ZM156 149H157V147L155 148V150ZM255 149L256 148H254V151L251 152L250 155L248 156V159L255 162L254 165H256V162H263L264 161V150H260V147L256 151H255ZM261 149H264V148L262 147ZM122 150H124V149H122ZM122 150H121V152H122ZM128 150H129V148H128ZM169 150L172 151L171 149H169ZM199 150H200V148H199ZM203 150H205V149H203ZM248 150L250 151V148H248ZM248 150L246 152L249 153ZM124 151H126V150H124ZM139 151L141 152V149H139ZM174 151H176V150H174ZM182 151H185L184 148L182 149ZM182 151H179V152H181L183 155L184 152H182ZM222 151H224V150H222ZM130 152H132V151L130 150L129 153ZM140 152L137 154H140ZM147 152L148 153L146 156L143 154L144 158H146L145 159L146 161L143 160L144 158L139 159L140 157L138 158L137 161H140V162L144 161V163L146 164L149 161V159L151 158V155L149 154V150ZM156 152L154 151L155 154H156ZM213 152H215V151H213ZM141 153H145V152H141ZM219 153H221V151ZM134 154H136V153H134ZM137 154H136V156H137ZM187 154H188V152H187ZM238 154H240V153H238ZM131 155H132V153H131ZM131 155H130V158H131ZM133 155H132V161H134V158L136 157ZM173 155H175V154H173ZM189 155H190V153L188 154V157H189ZM222 155H223V153H222ZM234 156H236V155L234 154ZM242 156H238L237 158L229 157V155H228V157H225V155H224L223 158H222V156H218L219 158H221V161L223 163L219 160L220 161L219 163H222V165L220 164L221 165L220 167H218L219 166L218 164L216 166L210 165V166H212L211 168L214 167V170H216V171H214L213 175L215 174L216 176H218L220 174L223 176H227L229 174V172L231 171L230 169H233L234 167L238 168V166L241 168L244 165L243 163L246 162V160H245L246 157H242ZM147 157H150V158L147 159ZM185 157H187V156H185ZM122 158H123V161H121ZM173 158L176 161V158L175 157H173ZM177 158H179V157L177 156ZM135 160H136V158H135ZM132 161L130 162L131 164H132ZM157 161L158 160H156L155 163ZM144 163L142 162V165ZM176 163H177V161H176ZM214 164H215V162H214ZM152 165H154V162L152 163ZM258 165L260 166V164H258ZM258 165H256V166H258ZM128 166H130V164ZM200 166H202L201 168L203 169V166H205V165L201 164ZM210 166H208V167L205 166V167H206V169L209 168L210 170H212L210 168ZM150 167L155 168V166H150ZM145 168H144V170H145ZM177 168L178 167H176L175 170ZM237 168H236V170H237ZM261 168L262 169L260 172H262V170L264 171V165ZM128 169H129V167H128ZM178 169H180V168H178ZM189 169H193V168L189 167ZM241 169H240L241 172H243V168H241ZM147 170L149 171V169H147ZM253 170H255V169H253ZM257 172H259V171H257ZM178 173H181V171H179ZM217 173H218V175H217ZM121 174H119L118 177ZM139 174L143 175V173L142 174L139 173ZM261 175L264 177V173L263 174L257 173L254 176H261ZM121 176H124V174ZM144 176L146 177L147 174L146 175L144 174L143 177ZM252 176L250 177L249 175H247V177H250L247 180H244L245 177H243V179L240 182L241 184L239 186H236V188L234 187L235 189L231 188V189L235 190L234 193H235V197H236V198H234L235 200L230 198L231 200L234 201L231 204L232 208H236L238 206V204H237L238 202L241 204V202L244 198H246L250 203L256 204L258 207L264 206V193H263L264 191H263V189L261 190L263 192H261L260 190L258 191V189H257V191L254 190V189H256L255 187H257L255 183H257L259 177H252ZM143 177L141 176V178H142L141 180H144ZM263 177H262V179L264 180ZM135 178H137V177H135ZM213 178H212V180H213ZM209 179H211V177ZM255 179H256V181H254ZM110 180H111V182H110ZM113 180H114V178H113ZM131 180H132V178H131ZM154 181L155 180H153L152 184H154ZM203 181H204V179H203ZM126 182H127V180H126ZM205 182H206V180H205ZM127 184H128V182H127ZM155 184H157V180L155 181ZM173 185H174V183H173ZM207 185H209V184H207ZM131 187H133V186L131 185ZM258 187L261 189L260 186H258ZM201 188L204 189V187H201ZM172 191L174 192L175 190L171 189V195L173 193ZM195 191H197V190H195ZM199 191H201V190H199ZM15 192H17L18 194L15 195ZM174 194L175 193H173V195ZM103 195H105V196L103 197ZM115 195H114V197H115ZM201 195H203V194H201ZM175 196H176V194H175ZM175 196H174V199H175ZM151 197L154 198V201H152V200L148 201L149 198L152 199ZM203 198H204V195L200 199H203ZM181 202H182V200H181ZM198 202H200V204L202 205L201 200ZM206 202L207 201H205L204 202L205 204L202 206H204L205 209L208 210L209 205H207V208H206V204H207ZM194 203H195V200H194ZM195 204H194V206H195ZM226 204H225V206H226ZM65 205H66V207H64ZM61 206H62V209H61ZM195 208H196L195 211H197L196 206L194 207V209ZM199 208L200 207H198V211H199ZM194 209L191 210L193 213L192 215L196 214V213L194 214ZM212 209L216 210L218 213L219 209L217 210V207L212 208ZM212 209H211V211L215 215V211H213ZM230 210H232V209H230ZM230 210H229V213H231ZM128 211L129 210H127V213H128ZM191 211H190V213H191ZM198 211H197V213H198ZM209 211H207V213H208V215H210V217H208L206 215L208 217V219L215 217V216H212L213 214H210L211 211H210V213H209ZM224 211L226 213L227 209H225ZM144 212H147V214H145ZM143 213H144V215H143ZM202 213H203V211H202ZM204 213H205V211H204ZM204 213L202 215L198 213L197 215H199V217L202 216L204 218V216H205ZM197 215H196V217L199 218ZM187 217H188V215H187ZM202 217H200L198 220L201 219V221H203L205 223L207 218L202 219ZM217 217H219V216H217ZM220 217H219V219H220ZM141 218H143V217H141ZM197 218H195L194 220H197ZM130 219H131V217L129 218V221H130ZM188 219H187V221H188ZM214 219H216V218H212V220H214ZM227 219H229L228 216H227ZM198 220L195 221V222H197V224H198ZM263 220H261V221H263ZM129 221H127V223L130 224ZM190 221H191V219H190ZM223 221H226L225 218L223 219ZM123 222H124V225H123ZM209 222L212 224V222H214V221L211 222L208 220L207 223H209ZM226 222H223V223L226 224ZM127 223H126V227L129 225V224L127 225ZM169 223H171V225H172L174 222L173 223L169 222ZM228 223H229V221H228ZM263 223H264V221H263ZM161 224H162V222H161ZM183 224H184V222H183ZM190 224H191V222H190ZM168 225H170V224H167V226ZM179 225L178 226L175 225V226L180 227ZM186 225L184 224V226H186L188 228V223ZM210 225H209V227L212 229V227ZM236 225H237V223L235 224V226L230 225L229 228L227 227L228 229L226 230V232L223 230L225 233L223 235L218 234L219 237L217 236L216 237L217 239L214 242L217 244H221L222 245L221 247H223V245L224 246H226V245L233 246V244H235L234 242L236 239H237V242L238 241L240 242V240H238V238H236L237 231H238V229L237 230L235 229L237 227ZM246 225L247 224H245V226ZM161 227H162V225H160V228H158V229L162 230ZM196 227H197L196 225H192L189 229L179 230V231L180 232L184 231V233L188 232L191 236V235H194V233H195L194 231H195ZM209 227L206 226L205 227L206 230H208L207 228H209ZM124 228H125V226H124ZM216 228H215V230H216ZM237 228H239V226ZM245 228L247 230L249 229L248 226ZM173 229H175V228H173ZM173 229H172V231H173ZM196 229H198V228H196ZM241 229H243V231H245L244 228H241ZM135 230H137V229L134 228V232L130 230L131 232H133L132 234H129V235H131V238L133 240L130 242L137 245L139 247V249L141 250L143 248V245H141L139 242L140 237L138 236V230L137 231H135ZM175 230H177V229H175ZM156 231H154V232L156 233ZM159 231L157 234H160ZM127 232H129V231H127ZM127 232H126V234H127ZM216 232H217V230H216ZM238 232H240V231H238ZM145 233L146 232H142V234H145ZM153 233H151V234H153ZM163 233L164 232L161 231V234H163ZM176 233L178 234L177 231H176ZM188 233H185V234H188ZM199 233H201V232H199ZM218 233H219V231H218ZM220 233H222V232H220ZM170 234H171V232H170ZM185 234H183V235H185ZM189 234L185 235V236H189ZM205 234H206V232H205ZM238 234L240 235L242 233L240 232ZM245 234L248 235L249 232H246ZM147 235H149V234L147 233ZM153 235L155 236V234H153ZM153 235H150V237H148L149 240L152 238ZM196 235L198 236V233ZM196 235L193 237L195 238ZM200 235H202V234H200ZM214 235H215V233H214ZM239 235H237V236H239ZM66 236H68L66 240H63V241H60L59 239L57 240V238L61 239L62 237H66ZM163 236H166V235L163 234ZM159 237L162 238V236H160V235H159ZM178 237L181 238V236H178ZM142 238H144V237H142ZM144 239H147V237H145ZM144 239H142V241ZM162 239L165 240V238H162ZM166 239H168L167 236H166ZM190 239L186 240L187 243H188V241H189V243H191ZM174 240H176V239H174ZM191 240L193 241V238ZM212 240H213V238H212ZM170 241H169L168 245L171 244ZM250 241H251V239H250ZM128 242H129V240H128ZM153 242H154V238H153ZM157 242L155 245L151 244V246L149 245L150 244V242H149L148 245H149L150 250L153 251L156 247L157 248L160 247V248L158 250H155L156 252H154L153 254L149 255L150 257H152L153 262L144 261L143 262L144 264H159V262H164V261L167 262L166 264H219V262H220V261L219 262L216 261V259H217L216 257H215L216 259H214L212 257L210 260L207 259V262L206 261L204 262L199 257H197V255H196L197 253L194 254V253L187 252L186 255L184 254L185 252L184 253H178L175 255L167 254V253L163 252L165 249H168V246H167V248H165V246H163V245H167V244L160 245L161 243L157 244ZM194 242H196V241L194 240ZM212 242L210 241L209 243L207 242L206 244H204V242H203V244H204L203 248L207 249L208 248L207 246L209 244L211 245ZM263 242H264V240H263ZM263 242L261 240V242H259V244L263 243ZM132 243H131V245L130 244L129 245L133 246ZM151 243H152V241H151ZM166 243H167V241H166ZM187 243H186V245H188ZM82 244H84L83 245L84 247L82 246ZM203 244H201V245H203ZM217 244H214V245H217ZM176 245H177V242H176ZM179 245H182V244L180 243ZM173 246H175V245H173ZM182 246H180V247L182 248ZM192 246H194V245H192ZM254 246H255V244H254ZM256 247H257V245H256ZM112 248H114V250L111 252ZM129 248L127 250H130ZM240 248H241V246H240ZM83 249H84V251H82ZM209 249H210V247H209ZM213 249L214 248H212L211 251H213ZM258 249H260V248L258 247ZM258 249H255V250H258ZM184 250L185 249H183L182 251H184ZM241 250H242V248H241ZM241 250L239 252H241ZM134 251H135V249H134ZM170 251H171V249H170ZM172 251H173V249H172ZM137 252H140V251L137 250ZM148 252L150 253V251H148ZM253 252L254 251L252 250V253ZM111 253H113L115 256H113V254H111ZM205 253L208 254L207 252H205ZM252 253H250V252L243 253L242 252V254H243V256L241 257L242 259L239 258L238 257L239 255L237 254L238 258L236 259V264H238V263L245 264L246 263L245 259H247V260L249 259V260L254 261L255 258L256 259L258 258V259H261L264 261V253L262 251L260 252V254L259 253L255 254L256 257ZM21 254L23 255L22 258H21ZM209 254H211V253H209ZM125 255H127V254H125ZM129 255H130V252H129ZM129 255H128V257H129ZM132 255H130V256H132ZM140 255L142 256V251L140 252ZM219 255H221V254H219ZM229 256H231V255H229ZM143 257H142V260H143ZM186 257H187V259H186ZM201 258H202V256H201ZM79 260H80V262H79ZM132 260H133L132 264H134V263L139 264L141 262L140 258L137 256H136V258H134ZM130 261H131V259H130ZM130 261H128V262L130 263ZM258 261L259 262L256 264L260 263V260H258ZM225 263L228 264V262H225ZM250 263H251V261H250ZM161 264H165V263H161Z\"/></svg>", "mask_w": 264, "mask_h": 264}]
</instances>
